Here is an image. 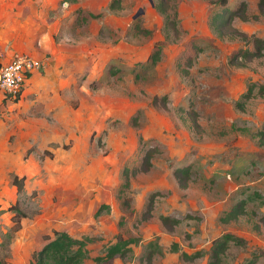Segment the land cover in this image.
I'll return each instance as SVG.
<instances>
[{"label":"rangeland","instance_id":"1","mask_svg":"<svg viewBox=\"0 0 264 264\" xmlns=\"http://www.w3.org/2000/svg\"><path fill=\"white\" fill-rule=\"evenodd\" d=\"M111 1L69 0L51 10L60 53L16 99L0 102V264H31L33 253L68 226L75 238H93L82 264H97L92 258L117 235L142 241L102 264H146L144 245L156 236L163 253L154 264H207L212 240L226 232L243 244H231L223 264H243L253 254L255 264H264V146L256 136L264 124V96L251 98L244 110L235 107L250 83L264 84V57L229 63L246 44L211 26L212 14L224 8L219 0H174L176 40L166 38L164 16L149 0H119L110 9ZM259 1L227 0L230 9L247 4V18L236 16L233 27L264 37ZM159 41L165 42L161 59L150 66L147 57ZM153 96L166 100L153 105ZM154 146L159 152L151 168L131 178L126 195L133 211L125 210L122 171L138 168L145 148ZM183 166L191 168L186 188L174 175ZM13 174L25 177L20 195ZM17 199L25 216L14 232L8 208ZM241 199L247 200L245 214L221 223V214ZM161 215L180 223L169 230ZM41 224L51 229L35 236ZM173 242L179 251L169 250ZM197 250L204 256L181 258L182 251Z\"/></svg>","mask_w":264,"mask_h":264},{"label":"trees","instance_id":"2","mask_svg":"<svg viewBox=\"0 0 264 264\" xmlns=\"http://www.w3.org/2000/svg\"><path fill=\"white\" fill-rule=\"evenodd\" d=\"M61 2L68 3L69 0H61ZM218 2L224 8L217 10L212 14L210 18L211 26L221 36H228L233 39H241L246 44L243 48L235 50L229 56V63L237 66H243L255 58L264 57V37H257L254 35L249 36L232 25L236 16L240 15L241 18H247L244 15L247 4L245 2H241L237 9H230L225 7L227 0H219ZM152 5H154L156 10L164 16V31L166 38L168 39L173 37L175 40L178 39L180 29L178 26V10L175 1L158 0L156 3L152 2ZM117 6L119 7V0H112L109 8L111 9ZM259 6H264V0L259 1ZM90 16L97 18L100 16V14H90ZM137 30L143 34H150V31L147 29L145 30L138 28ZM164 44V41H159L154 44L147 57V64L154 66L158 63V61L161 59L162 47ZM250 45L252 47H249ZM191 63L192 59H189V66ZM189 66L184 69L183 72L185 74H189ZM255 96H264V84H258L256 82L250 83L246 90L236 100L235 107L239 110H244L247 102ZM160 100L165 101L166 97L153 96L151 103L153 105H158ZM192 121L195 127L199 126L195 116L192 117ZM256 136L258 138L259 145L264 146V124L260 129L257 130ZM158 152L159 149L155 146L145 148V154L143 155L142 162L138 168L125 167L123 169L122 175L124 179L123 183L121 184L120 197L125 210L133 211V208L131 207L132 198L126 195V192L130 187L131 178L139 171H148L152 166L153 156ZM190 174V166H183L174 169V175L182 188H186L188 186ZM24 182V176H19L17 174L11 175V184L16 187L18 195L24 192ZM33 194L36 195L35 192H33ZM253 198L254 195L248 197L249 200H252ZM246 199H241L232 205L228 210L224 211L219 217V221L225 224L230 223L231 221H234L241 215L245 214L247 205ZM152 203L153 195L149 198L147 212L151 210ZM104 207H106V205H101V207H99L95 212L94 216L98 217L101 215L102 208ZM8 210L14 213L12 218L14 226H12V228L13 231L16 232L20 229V218L25 216L23 209L20 206L19 200L17 199L16 202L8 208ZM159 218L163 226L169 230L180 223L179 219L169 216L161 215ZM122 220L123 219H121L119 222L121 225L123 224ZM92 241L93 238L88 236L74 238L65 231L55 232L53 238L49 239V241L39 251L33 253V260L31 264H82L86 259L90 258L86 246ZM141 241L142 238L140 237L122 238L121 235H117L115 241L106 246L104 254L95 256L92 258V260L97 264H102L107 263L117 255L123 258L128 252H132L130 245L138 244ZM231 244L241 245L243 244V239L229 232L222 233L220 236L213 239L211 242L207 264H223L225 253ZM169 250L171 252L179 251L178 244L173 242L170 245ZM162 253L163 249L159 243V238L156 236L144 245L142 260L146 264H154L153 257ZM180 254L181 258L185 261H194L204 256V252L202 250H197L191 254L182 251ZM258 259L259 257L253 254L252 257L247 259L243 264H255Z\"/></svg>","mask_w":264,"mask_h":264},{"label":"crops","instance_id":"3","mask_svg":"<svg viewBox=\"0 0 264 264\" xmlns=\"http://www.w3.org/2000/svg\"><path fill=\"white\" fill-rule=\"evenodd\" d=\"M60 3L61 0H0V63L9 61L15 54L23 53L43 62V68L39 72L33 73L28 82L39 78L40 72L45 69L47 64H50L53 55L61 51L60 44L54 43V19L49 16V12L57 10ZM1 101L2 96L0 95ZM76 222L72 223L76 224ZM50 229L51 226L41 224L35 236H40L43 230ZM22 230L24 232L22 240L24 241L28 239L27 230ZM63 231L72 237L74 236L72 233H76L72 226H68ZM27 251L26 248L25 254ZM32 251L29 254L30 259Z\"/></svg>","mask_w":264,"mask_h":264},{"label":"built area","instance_id":"4","mask_svg":"<svg viewBox=\"0 0 264 264\" xmlns=\"http://www.w3.org/2000/svg\"><path fill=\"white\" fill-rule=\"evenodd\" d=\"M43 62L29 54H15L9 61L0 63V95L15 99L23 91L31 75L43 68Z\"/></svg>","mask_w":264,"mask_h":264},{"label":"water","instance_id":"5","mask_svg":"<svg viewBox=\"0 0 264 264\" xmlns=\"http://www.w3.org/2000/svg\"><path fill=\"white\" fill-rule=\"evenodd\" d=\"M149 2L151 3V5H152V0H149ZM141 12V11H140Z\"/></svg>","mask_w":264,"mask_h":264}]
</instances>
